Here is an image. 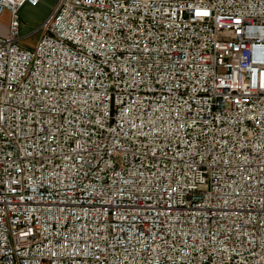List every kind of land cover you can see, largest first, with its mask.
<instances>
[{
	"label": "built area",
	"instance_id": "built-area-1",
	"mask_svg": "<svg viewBox=\"0 0 264 264\" xmlns=\"http://www.w3.org/2000/svg\"><path fill=\"white\" fill-rule=\"evenodd\" d=\"M40 2L0 0V264H264V0H56L25 47Z\"/></svg>",
	"mask_w": 264,
	"mask_h": 264
},
{
	"label": "rangeland",
	"instance_id": "rangeland-1",
	"mask_svg": "<svg viewBox=\"0 0 264 264\" xmlns=\"http://www.w3.org/2000/svg\"><path fill=\"white\" fill-rule=\"evenodd\" d=\"M56 0H42L36 6H26L19 12L20 42L25 47H33L42 34V25L51 14Z\"/></svg>",
	"mask_w": 264,
	"mask_h": 264
},
{
	"label": "crops",
	"instance_id": "crops-1",
	"mask_svg": "<svg viewBox=\"0 0 264 264\" xmlns=\"http://www.w3.org/2000/svg\"><path fill=\"white\" fill-rule=\"evenodd\" d=\"M26 6H31V5H28V4L24 5L20 9V11L23 10L24 7H26ZM49 16H47V18ZM9 28H10V13H9V11H6L2 16H0V39L5 38L9 34Z\"/></svg>",
	"mask_w": 264,
	"mask_h": 264
},
{
	"label": "snow or ice",
	"instance_id": "snow-or-ice-1",
	"mask_svg": "<svg viewBox=\"0 0 264 264\" xmlns=\"http://www.w3.org/2000/svg\"><path fill=\"white\" fill-rule=\"evenodd\" d=\"M200 13H197V15H199Z\"/></svg>",
	"mask_w": 264,
	"mask_h": 264
}]
</instances>
